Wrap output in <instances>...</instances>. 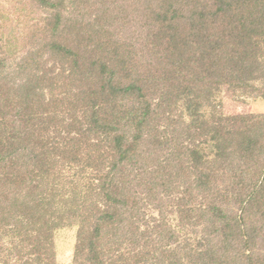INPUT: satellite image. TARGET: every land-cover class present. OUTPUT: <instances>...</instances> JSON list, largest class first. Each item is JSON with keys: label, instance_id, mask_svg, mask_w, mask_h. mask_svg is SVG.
Here are the masks:
<instances>
[{"label": "trees", "instance_id": "16d2710c", "mask_svg": "<svg viewBox=\"0 0 264 264\" xmlns=\"http://www.w3.org/2000/svg\"><path fill=\"white\" fill-rule=\"evenodd\" d=\"M36 2L48 33L19 60L0 58V264H56L54 231L73 225L74 264H147L156 240L140 228L145 201L172 194L175 145L195 131L199 143L182 151L202 171V192L227 188L236 159L255 165L244 218L212 247L204 237L207 249H190L189 261L264 264L253 227L264 219L262 122L250 125L239 106L208 123L196 117L216 84L246 87L259 70L264 78V0H223L216 11L206 0ZM181 99L198 101L188 122L173 119ZM200 203L196 219L216 222L218 206Z\"/></svg>", "mask_w": 264, "mask_h": 264}, {"label": "rangeland", "instance_id": "374dc122", "mask_svg": "<svg viewBox=\"0 0 264 264\" xmlns=\"http://www.w3.org/2000/svg\"><path fill=\"white\" fill-rule=\"evenodd\" d=\"M206 1L212 11H216L223 2V0ZM232 12L235 13V10ZM231 15L233 14L230 11L227 12L225 14L226 20ZM50 27L51 19L36 0H0V58L7 57V59L19 60L21 56L31 49V46L35 47L37 44L33 43L32 40H39L41 37L46 36ZM259 37L258 35V39ZM259 42L261 45V47L259 46L261 62L264 57V43L262 40H259ZM11 62L12 60H10L9 64ZM262 76L263 73L260 70L254 74L250 73L248 78H254L247 81L248 85L246 87L228 89L223 81V83L216 84L215 88L212 87L211 89L213 95L208 97V94H204L199 99V104H197L198 101L195 103L198 106L200 105L196 109L197 119H203L208 123V121L221 116V114L232 113L233 109L239 106L240 113L251 118V120H247L250 121V125H252L251 122L254 119L260 123L262 122V125H260L262 126L264 135V78ZM195 104L193 101L190 102V99L179 100L176 110L172 112L173 119L177 120V114L181 112L183 113L184 120L186 122L190 121L189 111L195 108ZM195 132L197 137L192 143V139L187 138L182 142L178 140V143L175 145V149L180 153V157L176 156L172 161L174 166L173 173L175 175L172 174V178L168 184L169 189L171 185L175 187L172 194L170 195V192L168 193L164 189H160L158 193L160 194L161 201L158 198L156 201L154 199L145 201L143 211L145 212L144 221L147 225L145 226L143 222L140 228L144 231L147 230L148 233H153L152 238L156 240L155 244H151V247L155 246L153 247L154 249L152 248L153 255L150 258L145 257L149 260L147 264H192L188 259L190 258L188 255L190 254V249L192 251L197 250L198 245L201 244L200 251L204 253L203 249L208 245L205 241L206 239H203L204 237L209 238L210 247H212V244H218L223 241L226 234H230L229 228L230 224H232V219L240 214L244 218V211L249 209L247 203L244 201L248 198L246 194L249 189L245 188L244 183L248 177V172L252 171L255 163L249 160L242 161V159H236L235 165L237 169L233 170L232 174L230 172V180L227 178V188L220 182V184H216V189L202 192V188H200L201 179L199 177V173H202V171L199 172L200 168L193 166V155L188 151H185L184 155L182 151V147L185 145L193 149L194 143L196 145L199 143L198 135L201 132ZM206 139L208 138L206 137ZM210 142L211 140H209L206 146L204 144L199 147V151H202L201 153L207 154V160L210 158L208 154L212 148ZM242 171H245V173L243 176H240V172ZM261 172L264 174V169ZM234 186L239 190V194L234 191ZM166 193L169 195H166ZM208 201L217 205L220 209V213H217L216 216L217 221L213 222V224H210L204 218L196 219L195 216L196 209L201 205L200 202L208 203ZM182 208L187 211L190 210V214L194 219L190 216H183L181 219ZM258 211L264 212V209L259 210L258 207ZM258 218L261 219L257 220L258 223L253 224V227L258 228L257 233L264 236V219L261 216ZM233 228L236 229L235 226ZM242 228L241 224L240 230ZM235 229H233L234 237L236 235ZM76 240L77 227L75 225L60 227L54 231L56 264H74L73 258ZM256 242L259 243L258 240ZM145 244L148 245V243ZM136 248L137 251H143L144 253L148 250V247L147 250L142 249L143 242H140V245ZM258 251L260 255H264V244ZM154 257H158L157 262Z\"/></svg>", "mask_w": 264, "mask_h": 264}]
</instances>
